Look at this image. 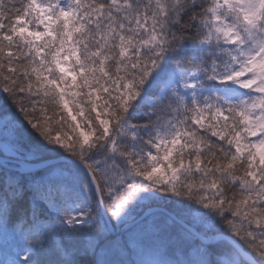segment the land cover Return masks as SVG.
Listing matches in <instances>:
<instances>
[{
	"label": "snow or ice",
	"instance_id": "1",
	"mask_svg": "<svg viewBox=\"0 0 264 264\" xmlns=\"http://www.w3.org/2000/svg\"><path fill=\"white\" fill-rule=\"evenodd\" d=\"M0 264H264V0H0Z\"/></svg>",
	"mask_w": 264,
	"mask_h": 264
}]
</instances>
